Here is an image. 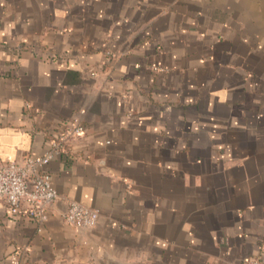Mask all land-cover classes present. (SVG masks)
I'll use <instances>...</instances> for the list:
<instances>
[{
	"label": "crops",
	"instance_id": "1",
	"mask_svg": "<svg viewBox=\"0 0 264 264\" xmlns=\"http://www.w3.org/2000/svg\"><path fill=\"white\" fill-rule=\"evenodd\" d=\"M74 120L46 221L0 202V264H242L264 246V0H0V163ZM69 202L96 225H67Z\"/></svg>",
	"mask_w": 264,
	"mask_h": 264
},
{
	"label": "built area",
	"instance_id": "2",
	"mask_svg": "<svg viewBox=\"0 0 264 264\" xmlns=\"http://www.w3.org/2000/svg\"><path fill=\"white\" fill-rule=\"evenodd\" d=\"M83 133L78 121H70L51 138L47 151L42 155L0 163V202L10 213L21 212L40 223L46 221L49 207L58 199L47 165L55 156L65 152L64 143ZM98 217L97 209L69 202L63 220L74 229L88 230L96 225ZM242 264H264V246L259 248L256 256Z\"/></svg>",
	"mask_w": 264,
	"mask_h": 264
}]
</instances>
